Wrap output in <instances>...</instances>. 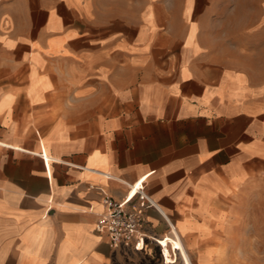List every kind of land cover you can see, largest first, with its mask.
<instances>
[{
  "label": "crops",
  "instance_id": "1",
  "mask_svg": "<svg viewBox=\"0 0 264 264\" xmlns=\"http://www.w3.org/2000/svg\"><path fill=\"white\" fill-rule=\"evenodd\" d=\"M139 180L162 264L264 235V0H0V264H138L95 224Z\"/></svg>",
  "mask_w": 264,
  "mask_h": 264
},
{
  "label": "built area",
  "instance_id": "2",
  "mask_svg": "<svg viewBox=\"0 0 264 264\" xmlns=\"http://www.w3.org/2000/svg\"><path fill=\"white\" fill-rule=\"evenodd\" d=\"M141 182L139 180L129 186L127 194L120 200L108 196L102 199L104 210L95 224V231L106 235L114 250L143 252L146 248H155L163 263H166L161 241L169 239L153 234L144 218V211L159 210L152 198L144 192ZM165 222L171 233L170 238H175L170 221ZM168 244L169 257L175 258L177 250L171 243Z\"/></svg>",
  "mask_w": 264,
  "mask_h": 264
},
{
  "label": "rangeland",
  "instance_id": "3",
  "mask_svg": "<svg viewBox=\"0 0 264 264\" xmlns=\"http://www.w3.org/2000/svg\"><path fill=\"white\" fill-rule=\"evenodd\" d=\"M239 215L234 223V229H236L237 238V248L239 251L233 253H214L213 254V264H264V235L262 233L255 234V236H248L247 229L252 228L253 221L249 222L247 219V209L244 206H240ZM258 224L257 228L262 229L264 232V221L256 222ZM229 239V238H228ZM226 241V240H225ZM231 242H228V244ZM124 259L126 261L134 260L138 264H162L160 258L158 257V251L152 250L150 255L144 256H134L132 254H124ZM191 262L196 264L197 262V252L189 253ZM176 264H181L178 262Z\"/></svg>",
  "mask_w": 264,
  "mask_h": 264
},
{
  "label": "bare ground",
  "instance_id": "4",
  "mask_svg": "<svg viewBox=\"0 0 264 264\" xmlns=\"http://www.w3.org/2000/svg\"><path fill=\"white\" fill-rule=\"evenodd\" d=\"M161 244H162V246H164L163 247V255L168 257L170 254V251L168 249V243L164 240V241H161Z\"/></svg>",
  "mask_w": 264,
  "mask_h": 264
}]
</instances>
